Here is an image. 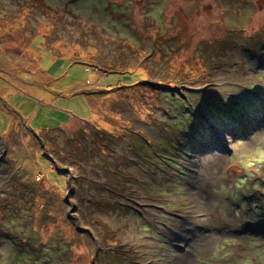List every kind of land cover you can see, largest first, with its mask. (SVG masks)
Returning a JSON list of instances; mask_svg holds the SVG:
<instances>
[{"label":"rangeland","instance_id":"374dc122","mask_svg":"<svg viewBox=\"0 0 264 264\" xmlns=\"http://www.w3.org/2000/svg\"><path fill=\"white\" fill-rule=\"evenodd\" d=\"M180 261L264 264V0H0V264Z\"/></svg>","mask_w":264,"mask_h":264},{"label":"bare ground","instance_id":"6f19581e","mask_svg":"<svg viewBox=\"0 0 264 264\" xmlns=\"http://www.w3.org/2000/svg\"><path fill=\"white\" fill-rule=\"evenodd\" d=\"M212 140H215V139H218L221 140L225 146L227 147V149L229 148H232V143H231V139L232 137H230L229 135H227L226 133H222V131H214L213 134H212ZM216 141V140H215ZM212 147V146H211ZM227 162V159H224L222 158L221 155H217L216 153L214 152H209L207 153V155L205 154L204 155V159L202 161V164H201V171H210L211 168H212V165L215 166L217 165V170L221 169L224 164ZM222 170V169H221ZM233 172V169H229ZM201 172H199L198 174H196V189L198 190V187L200 186V180L202 179V175L200 174ZM222 174L224 175V178L226 180L230 179L231 175L227 174L226 171H223ZM201 188V187H200ZM198 191H202V189L198 190ZM195 194H193V198L196 199V201L199 203V205L205 209L203 210H206L209 212V214L211 213L210 212V204H208V201L209 200H206L205 198L201 197V195L197 194L196 192H194ZM183 263V262H182ZM181 261L178 263V264H182Z\"/></svg>","mask_w":264,"mask_h":264},{"label":"trees","instance_id":"16d2710c","mask_svg":"<svg viewBox=\"0 0 264 264\" xmlns=\"http://www.w3.org/2000/svg\"><path fill=\"white\" fill-rule=\"evenodd\" d=\"M124 73L126 74L127 72H124ZM127 75H128V73H127ZM131 78H132V76H130V77H127L126 81H128V80H131ZM123 85H126V83H125V84H123ZM184 134H186V132H185Z\"/></svg>","mask_w":264,"mask_h":264},{"label":"water","instance_id":"95a60500","mask_svg":"<svg viewBox=\"0 0 264 264\" xmlns=\"http://www.w3.org/2000/svg\"><path fill=\"white\" fill-rule=\"evenodd\" d=\"M217 141V139H215Z\"/></svg>","mask_w":264,"mask_h":264}]
</instances>
